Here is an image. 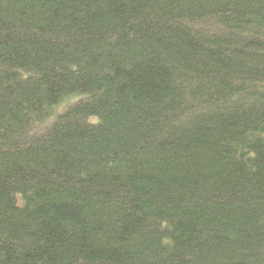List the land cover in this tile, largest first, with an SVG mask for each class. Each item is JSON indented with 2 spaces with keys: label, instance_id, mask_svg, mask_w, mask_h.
I'll return each instance as SVG.
<instances>
[{
  "label": "trees",
  "instance_id": "1",
  "mask_svg": "<svg viewBox=\"0 0 264 264\" xmlns=\"http://www.w3.org/2000/svg\"><path fill=\"white\" fill-rule=\"evenodd\" d=\"M0 264H264V0H0Z\"/></svg>",
  "mask_w": 264,
  "mask_h": 264
}]
</instances>
